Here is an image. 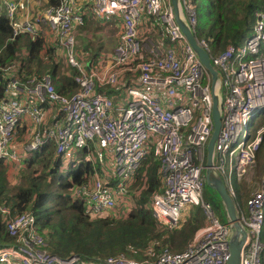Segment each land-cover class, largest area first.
<instances>
[{
    "label": "built area",
    "instance_id": "1",
    "mask_svg": "<svg viewBox=\"0 0 264 264\" xmlns=\"http://www.w3.org/2000/svg\"><path fill=\"white\" fill-rule=\"evenodd\" d=\"M51 1L37 23L57 32L67 62L77 71L78 91L63 95L49 76L23 82L13 75L21 72L20 67L6 68L7 85L0 96V163L22 162L13 145L23 120L29 119L33 138L23 152L34 154L52 144L61 161L76 154V166L92 164L91 177L72 187L69 195L90 219L118 218L120 197L127 196L131 180L153 153L161 162L162 186L152 196L149 209L159 230L165 234L176 231L183 210L194 206L201 207L208 225L181 253L165 248L155 259L143 261L122 253L101 263L228 264L233 224L222 222L203 200L207 147L214 132L213 95L221 92V130L213 169L234 200V166L237 182L250 183L249 172L257 164L263 143L264 132L256 135L255 128L264 116V11L258 14L250 38L213 56L208 42L197 37V16L187 4L190 0H179L183 21L220 74L214 92L212 76L178 25L171 0H94L91 12L96 18H116L121 24L113 55L100 60L97 67L81 63L74 51V28L84 21L78 0ZM18 2L3 5L12 27L16 12L23 8ZM148 19L158 35L156 40L147 37L146 43L140 34ZM20 29L37 36L38 30L25 23L13 27L15 38L22 34ZM127 71L132 80L121 103L99 92L117 85L120 74ZM47 106L55 107L58 117L42 130ZM0 214L15 241L0 247V264H99L51 253L32 213L17 214L0 205ZM237 217L246 233L241 264H262L264 176L245 207L237 209Z\"/></svg>",
    "mask_w": 264,
    "mask_h": 264
},
{
    "label": "trees",
    "instance_id": "2",
    "mask_svg": "<svg viewBox=\"0 0 264 264\" xmlns=\"http://www.w3.org/2000/svg\"><path fill=\"white\" fill-rule=\"evenodd\" d=\"M190 1L197 16V37L208 42L213 56L224 53L229 46L241 45L244 40L250 38L253 35L258 14L264 11V0H202L203 8L201 11L198 6L196 8L197 0ZM51 4H53L52 1ZM44 48V41L33 40L26 34H21L15 38L10 18L6 16L5 12H0V96L7 85V77L1 70L13 65L15 67L19 64L22 66L21 72L15 73V76L23 82L31 78L43 79L54 75L50 73L53 70L42 73L49 69L47 65L44 68L46 62L45 56L42 54ZM75 76L76 72L72 78L69 77L72 82L67 84L68 87L74 85L77 88L74 83ZM58 91L63 95H69L74 90L68 93L63 89ZM38 152L36 153L37 157L27 165L31 167L30 165L39 164L42 165L43 169L51 171L52 182H46V188L41 191L42 185L37 184L36 175L33 171L29 172L30 169H28L25 173L26 185L12 191L8 187L6 168L3 163H0V205L11 208L17 214L32 213L37 220L41 233L47 240L48 249L51 253L62 259L78 256L84 260H95L102 264L101 262L105 260V257H111V255L125 253L137 261H143L155 259L165 248L172 251L169 246V244L172 245L171 242H174L171 238L172 234H165L159 230L149 209L152 196L160 191L162 186L161 162L153 153L150 154L136 175L138 176L139 173L146 175L136 205L127 219L119 222L115 220L116 218L90 219L79 203L69 202L72 200L69 195L70 189L75 185L85 183L91 177L93 173L92 164L81 163L76 166L78 168L65 175L64 168L61 173H58L62 161L55 157L53 146H47ZM263 152L264 144H262L257 159ZM58 177H65L66 180L61 181ZM60 185L65 191H69L67 196L55 192V188ZM245 189L246 187L241 184L237 199H235L237 206L246 205L248 201L246 200L243 204ZM59 201L63 202L59 203ZM213 206L216 209L222 208L220 200L214 201ZM67 210L72 212L66 216L64 211ZM56 215L58 217L57 222L54 220ZM223 219L225 220V217ZM46 229L48 233L45 231ZM198 231L193 232L194 236L187 235V239L190 240L185 247L190 244ZM14 243V238L8 234L5 220L0 214V247H8ZM181 249V247L176 248L177 251ZM150 250H152L151 253ZM262 264H264V256Z\"/></svg>",
    "mask_w": 264,
    "mask_h": 264
},
{
    "label": "rangeland",
    "instance_id": "3",
    "mask_svg": "<svg viewBox=\"0 0 264 264\" xmlns=\"http://www.w3.org/2000/svg\"><path fill=\"white\" fill-rule=\"evenodd\" d=\"M44 1L45 0H35V9H36L35 14L36 15H34L33 10H32L33 0H19L18 3H20L23 6V8L19 9L16 12L19 20L15 21L13 23L14 29H15L16 25L17 26H23V25H25V23H29L35 30H38L37 29V25H38L37 21L39 18L44 17V14L48 10V7L44 6V4H43ZM92 3H94V0H79V2H78V10H79V13L84 16L85 24L83 26L78 27V28H74V34H75L74 51L76 53L77 58L81 62L84 61V57L82 56V54L83 53H89L94 60V63H93L94 66L97 67L99 64L100 54L103 55V54L112 53L113 49L116 47V45L118 43L121 25L116 20L111 22L109 25L103 24V21L94 20L95 18L93 16H91V11H90ZM187 4L189 6H191V1H188ZM202 5H203L202 0H197L196 8L198 6L199 10L201 11L203 8ZM82 7H83V9L80 10ZM3 9H4V6H3ZM21 14H23V16H20ZM34 18H36V20ZM94 21H97V23ZM151 24H152L151 21H149V19H148V21L146 22V24L143 26V28L141 30V34H140L141 40H146L147 37H150V39L156 40L158 32L156 29L151 27ZM36 32H37L36 38L38 40L44 41V39H45V41H46L45 42V48L42 51L43 56H45L44 60H46V62L44 63V68H45V65H47V67H49L51 70H53V73L55 74V76L53 75V76H49V77L50 78L53 77L52 80H53V84H54L55 89H56L58 87V81H61V84L66 83L67 81H66L65 77H68V79H70V78H72V76L75 72L77 75V71L65 59V51L59 45V40H58L59 37L54 30H53V32L50 31V35H52V39H51V43H49L48 46L46 45L47 44V38L46 37H49L48 31L46 33L43 31H42V33L38 32V31H36ZM18 33L28 34V32L23 31V29H20ZM41 34L44 37L41 36ZM55 35L57 36V46H56V36ZM145 42L147 43L148 41L146 40ZM262 50H264V45L262 46ZM50 52H52V53H50ZM262 54H263V51H262ZM11 68L12 67H10V69ZM10 69H9V71H10ZM1 71L3 73H6V70H1ZM45 72H47V70L43 71L42 73H45ZM119 81H120V79H119ZM106 88H109V87H106ZM75 91L77 92L78 89L76 88ZM75 91H73V92L76 93ZM57 92H59V91L57 90ZM262 132H264V120L262 121L261 125L257 129L256 135L257 134L261 135ZM262 144H264V141ZM36 157H37V154L30 157V159L33 160ZM77 163H78V159L76 157V154L71 155V156L66 155L65 158L62 160V166H60L58 168V173H61L63 171V168H64L65 175L70 174V172L73 171V169L78 168V167H76ZM30 166L31 167H29L27 164L24 163V167H28L27 169L24 170V167H23L24 171L18 170L17 173H16V171L13 172L12 176L14 175V178L11 179V177H12L11 176L9 178V180L10 179L11 180L8 181L9 182V186H8L9 189H11L12 191H16L18 188L26 185L25 173L28 171V169H30L29 172L33 171L34 174L36 175L35 181L37 182V184L42 185L41 191L46 188L45 187L46 182H49V183L52 182L53 176L51 174L52 173L51 171H47V170L43 169L42 165H39V164H35L34 166L30 165ZM97 169H98V167H97ZM228 169H229V167L227 165L226 166L227 173H228ZM233 171H234V175L232 177L233 178V188L236 191V193L238 194L240 184L236 180L237 175H236V171H235V166H234ZM249 175L251 176L250 183H248L246 181H243V183H242L246 187V189L244 191L243 204H245L246 200L250 199L252 193H254L258 189V183H259L260 179L264 176V152L257 159V164L253 169L250 170ZM21 178H22L21 182H18L17 180H19ZM58 179H60L61 181L66 180L65 177H58ZM145 180H146V175L145 174L141 175L140 173L138 174V176H135L131 180V183L129 185L130 188L128 190L127 196L126 197L121 196L120 200H119V204H118L119 209L125 207L124 211L119 213L118 218H116V219L113 218V219H115L116 221H119V222H123V221H125V219H127L128 215H130V213H132V211L136 205L137 197L142 191V187H143V184L145 183ZM55 192L56 193H63V194H65V196H67V194L69 193V191H65V189L62 187V185H60L58 188H55ZM203 200L205 201V203H207L209 205L211 204L210 206H212L211 208H213L212 210L215 212L214 214L217 215V217H219V219L222 222H225L227 220L226 212H225L224 206H223L219 196L207 183H205V186H204ZM219 200L222 204V208L216 209L213 206V202L214 201L218 202ZM240 201H239V203H240ZM62 202L63 201H59V203H62ZM69 202L75 203V202H73V200H70ZM70 212H72V211L67 210V211H64V214L67 216L70 214ZM183 212H182V219H181V223H180L179 228L176 231L171 233L172 234L171 238H173L174 242H171L172 245L169 244V246L171 247L170 249L176 253L179 251H183L186 248L185 246L188 243V241L190 240V239H187V235H193V232H195L197 230L196 229L197 227L201 228L202 226H207L208 222H209L208 218L206 217V215L204 214V212L200 206L188 207V208L184 209ZM61 216L63 217L62 213H61ZM223 217H225V220L223 219ZM54 220H55V222H57V220H58L57 215L54 217ZM45 231L48 233L47 229ZM178 247H181L182 249L177 251L176 248H178ZM111 256H113V255H111ZM107 258L108 257H105V260Z\"/></svg>",
    "mask_w": 264,
    "mask_h": 264
},
{
    "label": "water",
    "instance_id": "4",
    "mask_svg": "<svg viewBox=\"0 0 264 264\" xmlns=\"http://www.w3.org/2000/svg\"><path fill=\"white\" fill-rule=\"evenodd\" d=\"M171 4L173 5L176 21L178 25L181 27V30L183 34L185 35L188 43L191 45L193 50L197 53L203 66L212 76L213 88H214L213 91L215 92L217 83L220 80V74L213 68L209 55L204 49H202L198 45L194 35L191 33L186 23L183 21L181 17L180 1L171 0ZM220 96H221L220 91H218L216 94L214 93L213 95L214 132H213V135L207 147V163H206V170H205V179H206V183L219 196L224 206L227 219L230 223L233 224V227H234V235L230 241V258H229L228 264H241L242 251H243V247H244V243L246 239V233L238 221L237 210H236V205L234 203V200L229 195L221 176L218 173H216L213 169V156H214L215 144L220 136V130H221V115L219 111Z\"/></svg>",
    "mask_w": 264,
    "mask_h": 264
},
{
    "label": "crops",
    "instance_id": "5",
    "mask_svg": "<svg viewBox=\"0 0 264 264\" xmlns=\"http://www.w3.org/2000/svg\"><path fill=\"white\" fill-rule=\"evenodd\" d=\"M6 1H19V0H0V12H5L4 9H3V5ZM79 2V0H78ZM44 6L46 7H49L51 5V0H45L43 2ZM45 7V8H46ZM92 7H93V3L91 5V9L90 11L92 10ZM83 7L80 9L82 10ZM32 10H33V14H35V0H33V7H32ZM88 15V14H87ZM20 16H23V14H21ZM91 16H93L95 19L94 20H97V21H103V24L105 25H109L111 22H113L114 20H116L118 23H120V21L116 18H112V19H106V20H103V19H99V18H96L92 12H91ZM88 17V16H87ZM36 20V18H34ZM18 16L16 15L15 16V20L14 21H18ZM34 20V21H35ZM97 21H94L97 23ZM38 24V23H37ZM85 24V19L83 21V24L82 25H77L76 28L80 27V26H83ZM121 25V24H120ZM45 28V29H44ZM37 29H38V32H47L48 31V34H49V37H46L47 38V46L49 45V43H51V39H52V35H50V31L53 32V30L46 26V25H37ZM56 32V31H55ZM120 32H121V28H120ZM57 33V32H56ZM30 37L33 38V40H36L37 38L36 37H33L29 34H26ZM58 35V34H57ZM120 35V34H119ZM41 36H43L41 34ZM56 36V35H55ZM44 37V36H43ZM119 39V38H118ZM44 42L45 39H44ZM56 46H57V36H56ZM115 49V48H114ZM114 49L112 51V53H109V54H100V57H99V61L102 60V59H106L107 57H111L114 53ZM82 56L84 57V61L80 62L81 63H91V65H93L94 63V60L93 58L91 57V55L89 53H83ZM66 59V58H65ZM17 67H20L21 70H22V66L19 64V65H16ZM94 66V65H93ZM95 67V66H94ZM50 68L47 70L48 72H50ZM125 70V69H123ZM50 73H53V72H50ZM54 74V73H53ZM13 75H15V72L13 73ZM55 76V74H54ZM66 78V83H63L64 84H61V81H58V87L59 89H63L65 90L67 93L76 89V87L74 85H72L74 87H68L67 84L70 83V81L72 82L71 79H68V77H65ZM120 81L118 82V84L114 87H109V88H102V91H99L100 93H104L106 95H108L116 104L117 103H121L125 96H126V87L131 84V80H132V73H130L129 71L127 72H122L120 74ZM56 88V89H57ZM57 89V90H59ZM76 92V91H75ZM72 94H74V92H72ZM71 93H69V95H72ZM45 112H46V115H47V118H46V121H45V125L43 126L42 130H44L45 128H47L48 125H51L55 119L58 117V111L55 107H51V106H47L45 108ZM264 120V116H262V119L260 120L259 124H257L256 128H259V126L261 125L262 121ZM22 131V132H21ZM33 124L31 123V121L29 119H24L23 122H22V127L19 129V133L21 132V134L16 138V141L13 145L14 149L20 154L21 158H22V162L20 164H17V163H14V162H8V163H3L5 168H6V171H7V178H8V181H10L12 178H14V175L12 176L13 172L16 171V173L18 172V170H22L24 171L26 169V167H24V163L25 164H29L32 159H30V157L34 156L36 153L34 154H25L23 152V147L24 145L28 144L31 142L32 138H33ZM49 146H53L52 144H49ZM48 146V147H49ZM54 148V146H53ZM41 151V150H40ZM39 151V152H40ZM55 153V151H54ZM29 158V159H28ZM207 163V162H206ZM23 167H24V170H23ZM22 168V169H21ZM21 171V172H22ZM12 176V177H11ZM11 177V179L9 180V178ZM22 178L17 180L18 182H21ZM243 182H240L239 184L241 185ZM232 198V197H231ZM234 203H235V199H234ZM236 205V204H235ZM243 207H245V205H242ZM240 206H237L236 205V210L239 208ZM124 208H121V209H118V211L116 212L118 215L120 212H123L124 211ZM184 213V212H183ZM227 217V216H226ZM228 221V219L226 220V222ZM203 227L205 226H202L201 228L198 227L196 231L202 229ZM195 234V233H194ZM194 236V235H193Z\"/></svg>",
    "mask_w": 264,
    "mask_h": 264
},
{
    "label": "bare ground",
    "instance_id": "6",
    "mask_svg": "<svg viewBox=\"0 0 264 264\" xmlns=\"http://www.w3.org/2000/svg\"><path fill=\"white\" fill-rule=\"evenodd\" d=\"M261 113H264V110L263 111H261ZM40 151V150H39Z\"/></svg>",
    "mask_w": 264,
    "mask_h": 264
}]
</instances>
